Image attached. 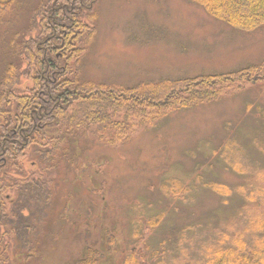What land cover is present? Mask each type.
Instances as JSON below:
<instances>
[{
	"label": "rangeland",
	"instance_id": "obj_1",
	"mask_svg": "<svg viewBox=\"0 0 264 264\" xmlns=\"http://www.w3.org/2000/svg\"><path fill=\"white\" fill-rule=\"evenodd\" d=\"M42 2L18 0L0 14V80ZM88 13L94 14L95 35L80 61L81 80L132 87L227 74L264 61V25L234 29L189 0H96ZM156 119L80 144L79 158L71 156L67 164L72 168L63 164L57 171V211L41 232L38 250L44 263L29 264H187L180 256L185 235L195 249L196 234L208 231V223L230 219L238 205L230 196L235 188L223 192L230 196L225 205L219 190L202 183L233 188L246 180L264 187V176L250 174L264 171V81ZM235 161L244 174L229 169ZM172 180L189 186L188 200L173 204L162 194L161 185ZM68 201L73 227L67 219L63 227L57 215ZM250 212L260 215L264 207ZM160 213L162 231L150 229ZM188 225L195 226L194 234ZM172 226L186 228L175 245ZM163 235L167 243L159 247Z\"/></svg>",
	"mask_w": 264,
	"mask_h": 264
},
{
	"label": "trees",
	"instance_id": "obj_2",
	"mask_svg": "<svg viewBox=\"0 0 264 264\" xmlns=\"http://www.w3.org/2000/svg\"><path fill=\"white\" fill-rule=\"evenodd\" d=\"M17 1L0 0V14L10 10ZM71 1L43 0L33 16L34 19L30 20L29 32H26L24 38H20L16 43V50L14 45L12 60L5 63L0 80V117L5 119L4 123L17 122L16 118L11 117L12 114L15 115L14 117L17 115L29 117L32 100L37 101L39 91H42L44 93L42 98L45 100L59 97L58 106L61 107H58L54 113L60 122V128L64 129L65 133L60 136L58 134L47 141L43 138H29L26 152L18 151L16 158L6 159L8 163L25 160L41 163V165L47 164L52 168L64 162L70 164L71 156L74 160L79 158L80 144L98 133L128 131L129 124L137 128L144 127L145 121L158 119L167 111L208 103L231 90H240L247 84L254 85L264 81V61L259 65L248 66L227 74L159 83L148 82L132 87L108 86L81 80L80 61L95 35L92 24L94 14L88 16L87 22L83 20V16L74 14L79 0L74 1V9L70 13L61 9L66 3L70 5ZM189 1L202 7L211 17L234 29L252 31L264 25V0ZM38 42L41 43L40 47ZM69 49L72 51L68 59L67 72L62 75V77H68L60 88H55V83H52V72L55 69L54 54L57 50L63 52ZM59 63L62 64L61 61ZM48 73L50 78L46 77ZM29 84L32 85L30 90L27 89ZM118 114H122L121 120L116 119ZM135 117L136 120H134ZM6 129L7 126H0L2 134L0 141ZM21 152L23 154H20ZM240 166L235 161L228 167L237 174H244L245 171ZM250 174H255L258 179L261 177L259 179L261 180L264 171L256 170ZM31 182L33 185L27 192L21 185L22 182L18 183V180L12 186L13 189L16 186L20 187L17 191L18 202L21 201L20 195L26 194L25 201L29 207H32V203L39 204L42 198L39 200L37 195L47 191L45 183L42 185L38 179ZM202 185L207 190H219L222 203L225 204L227 198L233 196L237 199L238 205L233 208L234 215L230 219L224 223H208L205 225L209 226L208 231L201 229L196 234L199 235V241H195L197 244L195 249L192 246V239L185 235L186 245H182L180 256L186 260L187 264H264V213L252 215L250 212L254 207H264V187H256L246 180L233 188H228L222 183H202ZM234 188L235 193L223 197V192L227 195ZM5 189L8 190L11 187L8 186ZM160 191L164 196L175 199L173 204L183 200L185 196L188 200V195L193 192L188 185L176 183L174 180L165 181ZM3 192L4 190L0 191V209H3L0 213L1 224L6 222L4 214L8 206V203L4 202ZM7 193L10 192L7 191ZM1 202L4 203L1 205ZM14 210L17 209L14 208ZM19 210L14 214V218H19V223L14 225L16 228L19 226V235L27 238L30 230L29 222L28 219L19 217ZM162 219V213L156 215L154 221L150 220V229L160 226L158 229L162 231ZM187 228L191 232L189 235L194 234L192 231L195 228L194 225H188ZM183 230L176 231L173 226L170 228L171 234L174 232L178 234L174 236V241H171L172 245H175L179 237L186 233ZM12 240L18 239L12 236ZM165 243H167V237L163 235L159 247ZM165 246L168 247V245ZM159 256H162V252ZM191 256H194V259H191L193 258Z\"/></svg>",
	"mask_w": 264,
	"mask_h": 264
},
{
	"label": "flooded vegetation",
	"instance_id": "obj_3",
	"mask_svg": "<svg viewBox=\"0 0 264 264\" xmlns=\"http://www.w3.org/2000/svg\"><path fill=\"white\" fill-rule=\"evenodd\" d=\"M68 1V0H67ZM75 0H72L69 4L63 5L61 8L67 13L73 11ZM96 0H79V5L76 7L74 14L83 16V20L87 22L88 13L93 10ZM64 11V13H65ZM66 16V14L64 15ZM41 43L38 42L40 47ZM71 49L64 50L63 52L57 50L54 56L55 69L52 72V83H55V88H60L67 79L68 76H63L67 72L68 59L71 54ZM86 53V52H85ZM85 55V54H84ZM62 62V64L59 63ZM50 72V69H48ZM50 78V73L46 75ZM46 88H48L47 82H45ZM32 85L29 84L27 89H31ZM28 92V91H27ZM44 93L39 91V99L37 101L32 100L30 105V116L24 117L22 115L10 114L12 118H16L17 122L4 123V118L0 117V126H7L5 134L3 133L2 140L0 141V191L4 190L3 198L4 202L8 203L7 211L5 212L6 222L4 224L0 223V264H29L31 261L43 262L41 255L42 252H38L40 248V237L41 232L46 227L47 221L52 217L57 210L56 207V193H57V179L58 170L62 168V163L60 166L53 168L47 164L41 165V163L27 162L25 160H15L13 162L6 161L9 157L16 158V153L18 151L28 149L27 145L29 143V138H43L45 141L52 139L59 134L62 135L64 129L60 128V122L54 113L58 109L59 97L58 99H43L42 95ZM8 124V125H7ZM69 132V131H68ZM2 134L0 133V136ZM44 141V142H45ZM9 145L10 147H6ZM20 154H23L22 152ZM72 162L68 165H71ZM67 165V164H66ZM64 166L67 169H71V166ZM86 167V166H82ZM60 175V172H59ZM38 179L40 183H45L47 189L46 193L38 194L39 200L42 201L39 204L32 203V207H29L26 198V194L20 195L21 201L18 202V193L20 187L16 186L14 189L12 186L18 180L22 182L21 185L27 191H30L32 187V180ZM43 185V184H42ZM10 186L11 189H5ZM13 189V190H12ZM9 191L10 193H7ZM1 202V205L4 203ZM24 202V204H23ZM19 210V217L22 219H28L29 222V232L28 237L24 238L19 235V226L14 225L19 223V218H14V214ZM3 209H0V213ZM56 210V211H55ZM57 215L60 217L61 224L64 227V221L67 219V225L70 227L74 226L75 221L74 215L75 211L71 208L69 201L64 203L62 208L58 210ZM72 219V221H70ZM72 229V228H71ZM51 233L50 230H48ZM53 235V234H52ZM14 236L18 240H12ZM43 245V244H42ZM41 257V259H40ZM44 263V262H43ZM33 264H37L34 262Z\"/></svg>",
	"mask_w": 264,
	"mask_h": 264
}]
</instances>
